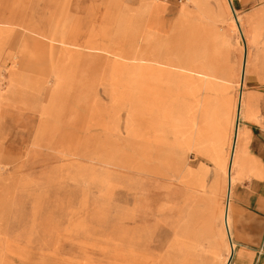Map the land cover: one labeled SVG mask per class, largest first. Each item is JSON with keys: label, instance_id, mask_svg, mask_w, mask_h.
Here are the masks:
<instances>
[{"label": "rangeland", "instance_id": "374dc122", "mask_svg": "<svg viewBox=\"0 0 264 264\" xmlns=\"http://www.w3.org/2000/svg\"><path fill=\"white\" fill-rule=\"evenodd\" d=\"M176 7L0 0V264H123L114 235L129 238L124 264L229 253L213 164L170 156L171 73L207 70L209 51L200 36L171 38ZM201 164L198 190L186 169Z\"/></svg>", "mask_w": 264, "mask_h": 264}, {"label": "crops", "instance_id": "0c3cea01", "mask_svg": "<svg viewBox=\"0 0 264 264\" xmlns=\"http://www.w3.org/2000/svg\"><path fill=\"white\" fill-rule=\"evenodd\" d=\"M174 3L168 22L164 15L170 30L174 26L171 38L184 32L191 45L200 36L209 51L202 57L207 70L170 75V156L194 155L213 164V189L224 196L220 236L224 252L225 244L232 248L228 264H264V0ZM229 12L235 21L241 18V42ZM186 171L193 172L190 187L205 189L206 166Z\"/></svg>", "mask_w": 264, "mask_h": 264}, {"label": "bare ground", "instance_id": "6f19581e", "mask_svg": "<svg viewBox=\"0 0 264 264\" xmlns=\"http://www.w3.org/2000/svg\"><path fill=\"white\" fill-rule=\"evenodd\" d=\"M232 24H233V26L235 27V29L238 31V33H239V35H240V31H239V29L241 28V26H242V22H241V18H238L237 19V21H235L234 19H233V22H232ZM216 25V24H215ZM236 32V31H235ZM48 43V42H47ZM241 44V43H240ZM51 49V48H50ZM19 57V56H18ZM16 61V60H15ZM19 62H20V60H19ZM12 68V67H11ZM6 72V71H5ZM55 74V73H54ZM52 76V75H51ZM6 78V77H5ZM0 81H1V79H0ZM13 83H14V81H13ZM51 84H52V82H50ZM46 101V100H45ZM30 147V146H29ZM235 147V146H234ZM28 152V151H27ZM231 170V169H230ZM120 186V185H119ZM111 191V190H110ZM114 192V191H113ZM105 193V192H104ZM229 202V201H228ZM116 219H118V218H116ZM227 220V219H226ZM226 223V222H225ZM227 224V223H226ZM117 230H118V228H116ZM112 237V244H113V250L116 252L117 250H118V245L120 246H122V251L124 252V253H122V261H123V264L124 263H128V260H129V258H130V255H129V253H127V251L125 250V245H127V243L129 242V241H127L129 238H128V236L125 238V242L124 241H122V240H120L117 236H111ZM120 243V244H119ZM233 247V246H232ZM228 251H229V253L228 254H226L225 255V260H224V262H221V264H228V261H229V258H230V255H231V250H232V248H231V246L229 245V249H227ZM226 250V251H227ZM175 261V260H174ZM175 263V262H174ZM170 264V263H169Z\"/></svg>", "mask_w": 264, "mask_h": 264}, {"label": "built area", "instance_id": "2783aa9c", "mask_svg": "<svg viewBox=\"0 0 264 264\" xmlns=\"http://www.w3.org/2000/svg\"><path fill=\"white\" fill-rule=\"evenodd\" d=\"M165 1H174L177 2L179 4H183L185 2V0H165ZM233 17H236V13L233 12Z\"/></svg>", "mask_w": 264, "mask_h": 264}, {"label": "water", "instance_id": "95a60500", "mask_svg": "<svg viewBox=\"0 0 264 264\" xmlns=\"http://www.w3.org/2000/svg\"><path fill=\"white\" fill-rule=\"evenodd\" d=\"M239 122V121H238ZM237 125H238V123H237Z\"/></svg>", "mask_w": 264, "mask_h": 264}]
</instances>
